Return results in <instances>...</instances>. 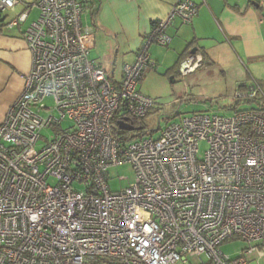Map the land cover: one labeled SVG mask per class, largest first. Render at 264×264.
I'll use <instances>...</instances> for the list:
<instances>
[{"label":"built area","instance_id":"built-area-1","mask_svg":"<svg viewBox=\"0 0 264 264\" xmlns=\"http://www.w3.org/2000/svg\"><path fill=\"white\" fill-rule=\"evenodd\" d=\"M20 4L0 0V13ZM85 7L86 0H35L5 25L20 29L32 9L39 12L22 34L30 71L0 123V264H189L202 256L206 264H260L264 107L182 117L157 138L113 135L115 114L138 128L154 107L138 90L156 68L149 49L168 47L167 29L175 20L191 23L198 6L179 0L153 21L119 80L90 58L94 36L82 20ZM201 66L190 56L180 75ZM258 98L264 104L256 81L233 96ZM125 164L133 183L110 191L108 169ZM232 240L248 246L236 258L220 250Z\"/></svg>","mask_w":264,"mask_h":264},{"label":"crops","instance_id":"crops-1","mask_svg":"<svg viewBox=\"0 0 264 264\" xmlns=\"http://www.w3.org/2000/svg\"><path fill=\"white\" fill-rule=\"evenodd\" d=\"M21 1L22 4L13 10L0 13V123L22 92L24 78L31 67L30 53L22 34L37 19L38 10L30 11L20 29L5 28L7 22L23 11L25 4H32L35 0ZM178 1L96 0L94 18L91 17V10H85L82 16L84 24L92 29L94 36L90 57L94 52V58H91L110 78L119 80L123 65L133 62L135 52L142 46L152 22L165 18ZM190 1L198 6L197 15L189 24L173 21L166 31L171 39L166 47L168 51H161L160 46L150 47L155 69L166 68L181 76L179 66H174L180 54L188 49L191 56H198L203 61L201 68L185 78L197 72L217 79H227L230 74L229 89L233 96L251 81L259 84L264 96V0L257 3L248 0ZM34 11L37 12L36 16L31 18ZM117 63L121 64L118 72L115 69ZM234 102L232 97L228 104L220 107L228 110ZM251 108L245 107L246 110ZM261 260L264 262V257Z\"/></svg>","mask_w":264,"mask_h":264},{"label":"rangeland","instance_id":"rangeland-1","mask_svg":"<svg viewBox=\"0 0 264 264\" xmlns=\"http://www.w3.org/2000/svg\"><path fill=\"white\" fill-rule=\"evenodd\" d=\"M36 13L34 11L31 18H34ZM161 51H168V49L161 47ZM94 55L93 52L91 57L94 58ZM120 65L118 63L115 65L116 72L120 70ZM169 71L166 68L163 70L162 67L147 71L138 88L140 93L154 102L151 115L147 119V125L154 130V132H151L153 138H157L160 130L167 124L175 122L182 117L200 113L222 116H231L233 114V111L221 109L222 107H220V105L228 104L233 97V93L229 89L231 84L230 74H228L227 79H217L213 76H202L197 72L185 78ZM44 104L51 107L52 99H46ZM238 107V110L245 109L246 104L243 103ZM66 126L67 123H63V127ZM134 134L135 132H129V135L133 136ZM41 136L49 139L52 136V132L45 130L41 133ZM43 145L44 140L41 139L36 148L39 149ZM205 149L206 145L202 143L199 147L200 156H202ZM107 173L109 179L108 187L112 192L128 187L135 178L131 166L127 164L111 167ZM49 182L52 183V181ZM247 247V244L241 240H232L220 246V250L224 255L236 258ZM200 261L206 264L204 256L200 257V259L188 258L189 264H200ZM259 262L264 264L262 260Z\"/></svg>","mask_w":264,"mask_h":264},{"label":"trees","instance_id":"trees-1","mask_svg":"<svg viewBox=\"0 0 264 264\" xmlns=\"http://www.w3.org/2000/svg\"><path fill=\"white\" fill-rule=\"evenodd\" d=\"M85 10H91V17L92 19L94 18L96 12H97V2L96 0H86V7ZM0 32H1V26H0ZM191 54L188 51V49L184 50L179 58L178 61L176 63V65L174 66V68H178V66H180V64L188 57H190ZM203 61V59H202ZM245 103L247 106L252 107L251 109H262L264 107L263 101L258 98V99H253V100H246V101H239V102H234V104H232L231 106H229L227 109L230 111H236L239 109V105ZM253 105V106H252ZM151 115V111L147 114L146 118L143 120V123L140 127H138L137 131L135 132V134L129 135V133H125V132H121L118 128H117V123L119 122V120L121 119H125V117H120L118 114H115L113 121H112V130H113V135L116 138H121V139H134L137 137H142L144 135H151V132H154L153 128H149V126L147 125V119L148 117ZM127 121L130 124L132 123V120L130 118H127Z\"/></svg>","mask_w":264,"mask_h":264},{"label":"water","instance_id":"water-1","mask_svg":"<svg viewBox=\"0 0 264 264\" xmlns=\"http://www.w3.org/2000/svg\"><path fill=\"white\" fill-rule=\"evenodd\" d=\"M256 6V4H255ZM194 51H192L193 53ZM118 129L120 131H124V132H133V131H137V128H134L133 126H131L130 124H128L126 121H119L117 123Z\"/></svg>","mask_w":264,"mask_h":264}]
</instances>
